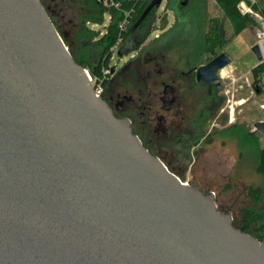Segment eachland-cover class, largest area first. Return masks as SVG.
<instances>
[{"label":"water","instance_id":"water-1","mask_svg":"<svg viewBox=\"0 0 264 264\" xmlns=\"http://www.w3.org/2000/svg\"><path fill=\"white\" fill-rule=\"evenodd\" d=\"M230 62L198 81L221 86ZM0 264H264V242L96 95L40 0H0Z\"/></svg>","mask_w":264,"mask_h":264},{"label":"rangeland","instance_id":"rangeland-1","mask_svg":"<svg viewBox=\"0 0 264 264\" xmlns=\"http://www.w3.org/2000/svg\"><path fill=\"white\" fill-rule=\"evenodd\" d=\"M200 1L204 5L203 13L198 14L191 24L179 25L177 16L166 9V0H163L156 7L146 35L145 30L136 32L114 47L111 69H106L109 82L105 89L111 94L122 91L137 100L141 98L146 105L160 111L162 102L158 86L162 80L169 79L173 69L188 71L210 62L222 52L230 55L231 63L219 72L223 86L213 92L217 103L213 112L208 113L209 120L203 125L200 135L186 136V140L183 137L177 139L184 132L180 131L181 127L186 129L188 126L189 117H197L196 113L207 109L203 95L209 88L204 85L197 84L188 95L181 97L180 104L169 115L175 120L174 134L157 137L149 133L145 118L141 116L143 109L137 104L126 112L170 170L190 185H197L204 192H213L218 208L231 212L234 224L241 226L239 210L252 204L249 187L260 186L264 182L256 170L255 158L250 152H242L239 138L235 135L236 131L244 129L246 133H255L260 144L264 145V134L255 128L257 122L264 121V78L261 80L262 92L252 86V68L260 62L252 50L257 44L260 22L254 16L255 23L235 34L232 24L214 0ZM260 1L264 7V0ZM81 11L82 6L77 0H68L61 15L65 30H75ZM110 19L107 14L104 24L90 25L103 33ZM217 20L219 29L215 28ZM142 37L140 44L145 42L144 49L137 54L136 42ZM183 78L188 80L189 77L180 79ZM209 131L213 134L204 137ZM223 131H227L226 135ZM263 205L264 200L260 206Z\"/></svg>","mask_w":264,"mask_h":264},{"label":"trees","instance_id":"trees-1","mask_svg":"<svg viewBox=\"0 0 264 264\" xmlns=\"http://www.w3.org/2000/svg\"><path fill=\"white\" fill-rule=\"evenodd\" d=\"M82 11L77 17L75 30H65L61 24L62 16H51L52 21L69 47L74 59L91 71V74L104 87L109 82L108 74L104 75V70L111 69V59L114 47L125 40L128 36L136 32L147 34V26L155 16L156 7L152 8L146 17L140 21V17L152 0H115L120 3V7L107 5L100 0H77ZM223 11L224 16L230 21L235 34L242 33L256 20L250 13H243L240 3L245 1L253 10L260 11L264 15V7L260 3H252L250 0H214ZM166 9L172 11L177 16L179 25H189L195 21L198 14L204 11V5L200 0H166ZM126 11H132V17L126 30L119 27V22ZM111 16L105 31L101 33L91 27L90 23L104 24L105 15ZM216 29H219V22L216 21ZM138 23V24H137ZM253 83L255 90L263 91L261 80L264 78V61L259 62L252 68ZM230 130V129H229ZM227 131H223L226 135ZM242 152H250L256 160V170L264 180V145H261L255 133L236 131ZM248 194L252 200L250 206H244L239 211L242 215L241 226L233 225L243 231H247L264 242V205L260 206L264 200V182L260 186H250Z\"/></svg>","mask_w":264,"mask_h":264},{"label":"flooded vegetation","instance_id":"flooded-vegetation-1","mask_svg":"<svg viewBox=\"0 0 264 264\" xmlns=\"http://www.w3.org/2000/svg\"><path fill=\"white\" fill-rule=\"evenodd\" d=\"M43 6L47 9L50 15L52 16H60L62 15L65 5L68 2V0H40ZM144 37L139 39L136 44L137 48L135 52L139 54L141 50H143L144 43L140 44V41L143 40ZM148 44V43H147ZM228 54V53H227ZM229 55V54H228ZM230 56V55H229ZM231 63V62H230ZM229 63V64H230ZM207 63L201 64L198 67H193L190 70L186 71H180L178 72L176 69H173V73L171 76H169V79H164L160 82V85L158 86L160 88V100H161V108L160 112L159 110L153 108L152 105H146L142 101L141 98L137 100L132 95H128L125 92L118 91L116 94H111L108 91L106 92V89L103 94V99L107 102L109 107L111 108L112 112L115 116L119 118H128L131 122V127L133 132L140 138L142 144L149 150V152L153 155H157V151L155 148H153L150 141H147L143 134L139 132V130L135 127L134 119L131 118V116L126 112L132 105L137 104L138 107H142L141 116L145 118L147 131L149 133H152L153 136L156 135L157 137L162 135L168 136L169 133L174 134L175 130V120L171 118L169 115L175 111V106L179 105L181 102V97L184 95H188L191 92V89L194 88L197 84L198 85H204L209 88V91L206 93V95H203L205 97V103L207 109H201L198 113H196L197 117L194 115V117H189L188 126L185 127L186 129L181 127V130H184V132L180 133L177 139L185 138L189 135H200L202 131L203 125L207 123L209 120V114L211 111L213 112V109L215 108V105L217 103V99L214 95V90L216 88L221 89V86L218 85L217 81L214 82H205V81H198L197 79V69L205 65ZM228 64V65H229ZM227 65V66H228ZM226 67V66H225ZM219 70L217 73L219 75ZM162 71L160 70V73ZM148 75L150 72L147 73ZM188 76V80H181L180 78ZM220 76V75H219ZM221 77V76H220ZM221 80V78H220ZM221 82V81H220ZM108 85V84H107ZM191 87V88H190ZM260 91V90H256ZM204 94V93H203ZM139 101V103H138ZM142 103V105H140ZM155 119L157 122H155ZM244 132V129L241 130ZM212 131H209L206 133V136L212 135ZM160 157V156H159ZM190 185V184H189Z\"/></svg>","mask_w":264,"mask_h":264},{"label":"built area","instance_id":"built-area-1","mask_svg":"<svg viewBox=\"0 0 264 264\" xmlns=\"http://www.w3.org/2000/svg\"><path fill=\"white\" fill-rule=\"evenodd\" d=\"M102 1H104L107 5H114L116 7H120V3L115 0H102ZM250 1L252 3L261 2L260 0H250ZM239 6L243 13H250L251 15L256 16L259 19L260 23H259L258 31H257V37H258L257 44L259 45L261 55L264 61V15L260 11L253 10V8L250 5H248V3L245 1H242ZM131 17H132V11H126L119 22V27L122 30L127 29L130 23ZM106 74H107L106 70H104V75L106 76ZM90 80L93 83V87H94L96 95L103 96L105 87L102 84V82H99L97 79L94 80L91 74H90ZM183 183L189 184L188 182H185V181H183Z\"/></svg>","mask_w":264,"mask_h":264},{"label":"crops","instance_id":"crops-1","mask_svg":"<svg viewBox=\"0 0 264 264\" xmlns=\"http://www.w3.org/2000/svg\"><path fill=\"white\" fill-rule=\"evenodd\" d=\"M260 4H261V6H263L261 2H260Z\"/></svg>","mask_w":264,"mask_h":264},{"label":"bare ground","instance_id":"bare-ground-1","mask_svg":"<svg viewBox=\"0 0 264 264\" xmlns=\"http://www.w3.org/2000/svg\"><path fill=\"white\" fill-rule=\"evenodd\" d=\"M224 68H225V67H224ZM222 69H223V68H222ZM222 69H221V70H222ZM223 70H224V69H223Z\"/></svg>","mask_w":264,"mask_h":264}]
</instances>
